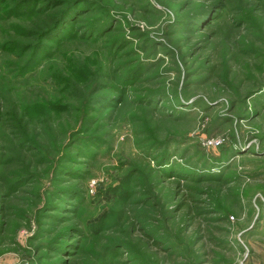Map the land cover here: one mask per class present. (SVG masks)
I'll use <instances>...</instances> for the list:
<instances>
[{"label": "rangeland", "instance_id": "rangeland-1", "mask_svg": "<svg viewBox=\"0 0 264 264\" xmlns=\"http://www.w3.org/2000/svg\"><path fill=\"white\" fill-rule=\"evenodd\" d=\"M0 264H264V0H0Z\"/></svg>", "mask_w": 264, "mask_h": 264}, {"label": "trees", "instance_id": "trees-1", "mask_svg": "<svg viewBox=\"0 0 264 264\" xmlns=\"http://www.w3.org/2000/svg\"><path fill=\"white\" fill-rule=\"evenodd\" d=\"M65 2V0H63Z\"/></svg>", "mask_w": 264, "mask_h": 264}]
</instances>
